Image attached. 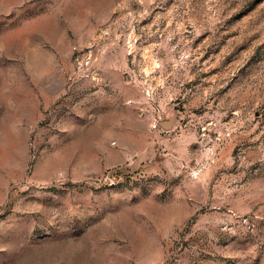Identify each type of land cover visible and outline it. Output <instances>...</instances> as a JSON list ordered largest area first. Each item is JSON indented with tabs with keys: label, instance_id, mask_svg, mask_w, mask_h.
Wrapping results in <instances>:
<instances>
[{
	"label": "rangeland",
	"instance_id": "374dc122",
	"mask_svg": "<svg viewBox=\"0 0 264 264\" xmlns=\"http://www.w3.org/2000/svg\"><path fill=\"white\" fill-rule=\"evenodd\" d=\"M0 264H264V0H0Z\"/></svg>",
	"mask_w": 264,
	"mask_h": 264
},
{
	"label": "water",
	"instance_id": "95a60500",
	"mask_svg": "<svg viewBox=\"0 0 264 264\" xmlns=\"http://www.w3.org/2000/svg\"><path fill=\"white\" fill-rule=\"evenodd\" d=\"M172 123H173L172 122V118L168 119L167 121L160 122V124L162 125V127L164 129H166V130L171 127Z\"/></svg>",
	"mask_w": 264,
	"mask_h": 264
}]
</instances>
